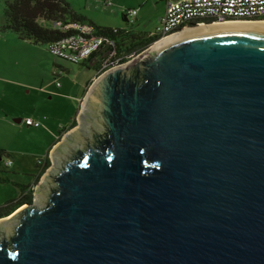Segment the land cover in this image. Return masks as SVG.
<instances>
[{
    "label": "water",
    "instance_id": "obj_1",
    "mask_svg": "<svg viewBox=\"0 0 264 264\" xmlns=\"http://www.w3.org/2000/svg\"><path fill=\"white\" fill-rule=\"evenodd\" d=\"M77 122L0 218V264H264V28L157 41Z\"/></svg>",
    "mask_w": 264,
    "mask_h": 264
},
{
    "label": "rangeland",
    "instance_id": "obj_2",
    "mask_svg": "<svg viewBox=\"0 0 264 264\" xmlns=\"http://www.w3.org/2000/svg\"><path fill=\"white\" fill-rule=\"evenodd\" d=\"M8 1L0 0V151H3L0 175L21 184H32L40 172L39 160L48 154L59 138V131L75 120L93 68L59 59L50 54L47 44L24 41L15 32L4 29ZM67 1L72 10L98 26L127 28L152 36L157 34L163 12L162 2L156 0H110L112 7L104 0ZM134 7L139 8L134 23L123 21L122 10ZM40 24L54 28L52 22ZM28 117L39 121L41 126L27 127L24 123ZM8 156L14 162L7 169ZM43 174L30 189L33 201ZM13 181H5V185L0 182V206L20 197Z\"/></svg>",
    "mask_w": 264,
    "mask_h": 264
},
{
    "label": "built area",
    "instance_id": "obj_3",
    "mask_svg": "<svg viewBox=\"0 0 264 264\" xmlns=\"http://www.w3.org/2000/svg\"><path fill=\"white\" fill-rule=\"evenodd\" d=\"M107 6L112 7L111 1ZM138 9H128L125 20L133 24ZM264 21V0H166V10L161 18L157 34L161 41L172 37L185 29L200 27L202 24H228L232 22ZM54 28L63 32L73 31L58 41L48 44L51 55L70 62L82 64L94 53L115 47L111 36L98 34L89 23L54 22ZM116 32V29L113 30ZM116 57L115 50L108 51L100 62L99 75L123 64ZM29 126L40 127L38 121L27 119ZM12 161L8 159L5 166L9 168Z\"/></svg>",
    "mask_w": 264,
    "mask_h": 264
},
{
    "label": "trees",
    "instance_id": "obj_4",
    "mask_svg": "<svg viewBox=\"0 0 264 264\" xmlns=\"http://www.w3.org/2000/svg\"><path fill=\"white\" fill-rule=\"evenodd\" d=\"M4 18V29L15 32L24 41L47 45L71 35L73 31L63 32L57 28H47L40 24L41 21L52 23L85 22V18L72 10L67 0H9L4 10ZM89 24L94 26L98 34L111 36L115 42V47L98 51L83 63L85 65L87 62L97 68L100 67V62L108 51L115 50L116 57L121 59V64H125L159 40V36L156 34L152 36L147 33L129 31L126 28L116 29L114 32V29L111 28H100L94 23ZM76 124V120H74L71 127L73 128ZM66 130L59 132L62 134ZM50 165L49 162L41 175ZM39 178L37 181L40 180ZM3 180L0 179V181ZM27 189V186H21L22 196L19 199L0 206V218L9 216L22 204L33 202V192Z\"/></svg>",
    "mask_w": 264,
    "mask_h": 264
},
{
    "label": "crops",
    "instance_id": "obj_5",
    "mask_svg": "<svg viewBox=\"0 0 264 264\" xmlns=\"http://www.w3.org/2000/svg\"><path fill=\"white\" fill-rule=\"evenodd\" d=\"M107 1H110V0H104L103 2L105 3H107ZM156 1H159V3L161 4V2H162V4H161V6L163 7V12H162V17L164 16V14H165V10H166V0H156ZM111 3H112V1H111ZM113 4V3H112ZM107 5V4H106ZM135 8V7H134ZM133 9V8H132ZM135 9H139V8H135ZM128 9H126V10H122V13H121V17H123L122 19H123V21H125V22H127L126 20H125V18H124V16H125V13H126V11H127ZM84 18H85V22L84 23H94V22H92V21H90V20H88L85 16H83ZM96 25V24H95ZM98 26V25H97ZM100 28H111V29H119V28H114V27H111V26H109V25H106V26H100ZM124 29V28H123ZM127 29V28H126ZM129 30V29H128ZM130 31V30H129ZM134 31V30H133ZM79 65H83V66H91L92 68H93V70H91V72H92V74H91V76L89 77V79L86 81V84H85V86H84V90H83V93H82V96H81V98H80V106H79V109H78V112H77V116H76V118H75V120L77 121V118H78V115H79V112H80V108H82V103H83V101H84V98H85V95H86V93H87V91H88V89H89V87L91 86V84L93 83V81L99 76V71H100V67H98L97 68V66H93V65H91V64H88L87 62H86V64L84 65L83 63L82 64H79ZM27 119H32V118H30V117H28V118H26V120ZM26 120H25V125L27 126V127H30V128H39V127H34V126H29V125H27L26 124ZM33 121H37V120H34V119H32ZM22 120L20 119V120H18L17 122L18 123H20ZM39 122V121H38ZM71 126H72V124H71ZM71 126H69L68 128H64V129H61V130H66V132L64 131L62 134L61 133H59V138L61 139L69 130H71L72 129V127ZM75 127V126H74ZM73 127V128H74ZM59 138H57L54 142H53V144H52V146L49 148V150H48V154L45 156V158L44 159H42V160H39V162L40 163H38V166H39V168H40V172H39V174L37 175V177L34 179V181L32 182V184H21V183H19V182H17V181H13L9 176H1L0 175V179H4L3 181H0L1 182V184H7V183H4L6 180L7 181H13L14 182V184L18 187V189H19V191H20V197L22 196V190H21V186H27L28 187V189L27 190H30L33 186H35V182H36V180H38V178L40 177V175H41V173H42V171L45 169V167H46V165L50 162H52V159H51V151L53 150V148L55 147V145L58 143V141H59ZM9 158L8 159H10L11 161H12V165H13V162H14V159H12L10 156H8ZM7 159V160H8ZM11 165V166H12ZM6 167V166H5ZM7 168V167H6ZM8 169V168H7ZM47 170V169H46ZM19 197V198H20ZM18 198V199H19ZM17 200V199H16Z\"/></svg>",
    "mask_w": 264,
    "mask_h": 264
},
{
    "label": "bare ground",
    "instance_id": "obj_6",
    "mask_svg": "<svg viewBox=\"0 0 264 264\" xmlns=\"http://www.w3.org/2000/svg\"><path fill=\"white\" fill-rule=\"evenodd\" d=\"M226 25L229 27H237V28L238 27H245V26L264 28V21H252V22L240 21V22H232V23L222 24V25H219V24H211V25L202 24V26H200L199 29L212 28V27H218V26H226ZM185 30L188 31V29H185ZM185 30H183L181 33L186 32ZM178 34H180V33H178ZM178 34H176V35H178Z\"/></svg>",
    "mask_w": 264,
    "mask_h": 264
},
{
    "label": "flooded vegetation",
    "instance_id": "obj_7",
    "mask_svg": "<svg viewBox=\"0 0 264 264\" xmlns=\"http://www.w3.org/2000/svg\"><path fill=\"white\" fill-rule=\"evenodd\" d=\"M2 161H3V151H0V163H1ZM18 209H20V208H18ZM18 209H17V210H18ZM17 210H15V211H17ZM15 211H14V212H15ZM14 212H13V213H14ZM11 215H13V214H11Z\"/></svg>",
    "mask_w": 264,
    "mask_h": 264
}]
</instances>
